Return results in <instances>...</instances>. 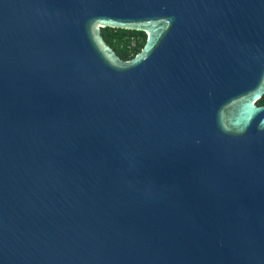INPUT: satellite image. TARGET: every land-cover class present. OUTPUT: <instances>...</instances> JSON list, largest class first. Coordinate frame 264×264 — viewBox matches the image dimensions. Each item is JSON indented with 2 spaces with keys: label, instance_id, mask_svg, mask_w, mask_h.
I'll return each mask as SVG.
<instances>
[{
  "label": "water",
  "instance_id": "water-1",
  "mask_svg": "<svg viewBox=\"0 0 264 264\" xmlns=\"http://www.w3.org/2000/svg\"><path fill=\"white\" fill-rule=\"evenodd\" d=\"M263 94L264 0H0V264H264Z\"/></svg>",
  "mask_w": 264,
  "mask_h": 264
},
{
  "label": "trees",
  "instance_id": "trees-1",
  "mask_svg": "<svg viewBox=\"0 0 264 264\" xmlns=\"http://www.w3.org/2000/svg\"><path fill=\"white\" fill-rule=\"evenodd\" d=\"M102 34L105 41L113 47V49L124 59H130L137 52L141 50L144 43L146 42L147 35L143 31L128 30L116 27H103ZM140 35L142 42L138 45L134 53H130L128 49L129 42L133 36ZM259 104H264V94L258 101Z\"/></svg>",
  "mask_w": 264,
  "mask_h": 264
},
{
  "label": "built area",
  "instance_id": "built-area-1",
  "mask_svg": "<svg viewBox=\"0 0 264 264\" xmlns=\"http://www.w3.org/2000/svg\"><path fill=\"white\" fill-rule=\"evenodd\" d=\"M141 42H142V38L140 35L133 36L128 45L129 52L131 54L134 53V51Z\"/></svg>",
  "mask_w": 264,
  "mask_h": 264
}]
</instances>
